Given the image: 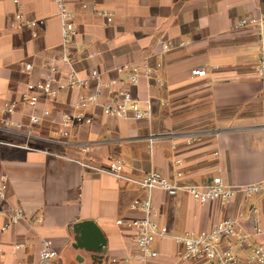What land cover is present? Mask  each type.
<instances>
[{
	"label": "crops",
	"instance_id": "0c3cea01",
	"mask_svg": "<svg viewBox=\"0 0 264 264\" xmlns=\"http://www.w3.org/2000/svg\"><path fill=\"white\" fill-rule=\"evenodd\" d=\"M63 1L73 13L76 33L68 49L81 77L97 68L106 79L122 80L119 67L146 60L150 66L161 62L163 85L144 78L126 85L141 108L150 110L142 119L105 117L99 109H90L85 112L89 123L62 125L61 115L72 113L77 95L91 88H64L53 98L40 95L34 106L20 100L26 82L41 78L47 64L60 56L56 5L53 0H0V140L38 149L0 143V184L6 185L1 221L12 205L24 214L0 233V264H36L43 240L51 241L52 264H138L132 231L115 220L141 217L129 205L146 193L110 174L87 171L66 157L92 155L97 165L119 158L133 177L155 171L171 179L179 171L181 181L192 185L206 184L215 176L230 185L262 181L264 81L257 76L256 64L264 52V25L261 31L254 25H235L240 17L264 14V0ZM93 7L111 13V21ZM17 11L24 21H42L35 37L33 28L15 20ZM160 40L171 43L166 53ZM22 62L33 64L31 76L20 71ZM202 66L205 76H191V68ZM13 101V110L6 111L4 104ZM44 109L48 115H43ZM31 115L40 117L39 122L30 123ZM4 121L12 126L4 127ZM63 130L71 147L52 142ZM151 198L159 223L170 234L200 231L232 217L253 243L264 242V195L247 199L238 193L226 204H200L187 193L171 196L156 189ZM251 206L257 208L261 234L251 232ZM82 221H93L100 231L104 245L99 252L92 232L74 231ZM152 248L158 254L148 264L174 263L171 238L157 239ZM235 251L242 264H254L247 261L249 249ZM182 264L216 263L194 259Z\"/></svg>",
	"mask_w": 264,
	"mask_h": 264
},
{
	"label": "built area",
	"instance_id": "2783aa9c",
	"mask_svg": "<svg viewBox=\"0 0 264 264\" xmlns=\"http://www.w3.org/2000/svg\"><path fill=\"white\" fill-rule=\"evenodd\" d=\"M56 5V14L60 21L61 34V53L59 58L51 61L46 66L45 74L37 81H28L25 85V91L21 95V102L34 106L40 95L53 98L64 88L73 89H89L91 92L86 94H78L73 102V112L61 115L60 123L64 126L70 125L72 122L89 123L90 118L86 117V111L90 109H99L105 117H118L133 119H142L149 115L150 110L141 108L139 100L133 97L126 88V85H136L142 78L156 79L159 85H163V79L160 74L161 62L150 66L146 60H140L133 63L124 64L117 71L124 74L123 79L104 78L103 74L97 69L92 68L88 75L81 77L73 66L70 58L68 44L76 33V27L73 21V13L69 11L63 0H53ZM18 2V0H14ZM85 7V5L83 6ZM93 11L106 18L107 22L112 19V14L100 11L93 7ZM19 25H25L33 28L32 36L37 35L35 28L42 21L33 19L24 21L21 11H17L14 15ZM248 25H254L261 31L264 25V14L255 16L240 17L236 22V27L241 28ZM161 52L166 53L171 48V43L160 40ZM184 42H180L182 46ZM20 71L28 76L34 72V66L31 62H22ZM257 76L264 81V52L262 51L256 64ZM193 77H203L206 75L205 67H193L190 70ZM123 84L117 89L114 86ZM15 102H6L4 109L12 111ZM49 111L44 109L43 115H48ZM30 123H38L40 117L31 115ZM4 127L12 126L9 121H4ZM13 126L19 127L20 124L15 123ZM67 131L63 130L57 133V137L52 142L60 145L69 146L73 143L67 141ZM29 138V135H27ZM194 141V140H193ZM1 144L25 149L38 150L30 147L28 144H18L0 140ZM79 151L85 152L86 148H77ZM58 155L59 154H55ZM66 159L77 163L83 169L92 173H106L118 179L131 182L146 193V197L141 200H134L129 205L130 209L138 210L142 213L141 217L122 220H115V224L132 231V241L138 251V264H148L149 259L157 256V252L153 250L152 244L160 238H171L175 243L174 263L182 264L184 262L198 259L204 262L216 264H242L240 253L235 249H249L247 261L254 264H264V242L253 243L251 234L246 233L239 226L236 218L227 217L219 220L209 227L196 231L187 230L182 234H170L165 225L159 223V211L152 204L151 194L154 190L159 189L168 195H175L178 192L189 194L196 202L200 204L211 201H219L220 203H229L232 198L241 193L245 198L249 199L256 195H264V179L262 181L247 183L241 185H230L223 181L220 176H215L210 182L203 185H192L182 182L181 173L176 171L174 178L162 176L155 171H149L137 177L127 175L125 173L124 163L119 158H110L104 165H97L92 155L86 158L66 157ZM174 164H180L179 161ZM6 201V185L0 184V205ZM5 214L0 211V233L5 232L11 225L17 223L24 217L23 210L18 205L9 207L6 219L1 221ZM248 220L251 222V232L253 234H261L263 228L260 218L257 216V208L250 207ZM18 246H16L17 248ZM54 251L50 240H43L42 246L36 255V264H52L51 259L54 257ZM133 259L128 258V262ZM21 264V263H16Z\"/></svg>",
	"mask_w": 264,
	"mask_h": 264
},
{
	"label": "water",
	"instance_id": "95a60500",
	"mask_svg": "<svg viewBox=\"0 0 264 264\" xmlns=\"http://www.w3.org/2000/svg\"><path fill=\"white\" fill-rule=\"evenodd\" d=\"M74 231L75 232H80L81 234H86V232H92V234H94V236H96L97 240H99L96 245V251H100L102 250V246L104 245V241L103 239H101L100 236V231L97 230V227L95 226L93 221H82L77 223L74 226Z\"/></svg>",
	"mask_w": 264,
	"mask_h": 264
}]
</instances>
